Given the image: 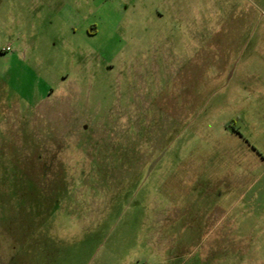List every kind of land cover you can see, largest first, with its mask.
I'll use <instances>...</instances> for the list:
<instances>
[{"label":"rangeland","instance_id":"374dc122","mask_svg":"<svg viewBox=\"0 0 264 264\" xmlns=\"http://www.w3.org/2000/svg\"><path fill=\"white\" fill-rule=\"evenodd\" d=\"M254 131L264 0H0V264H264Z\"/></svg>","mask_w":264,"mask_h":264},{"label":"crops","instance_id":"0c3cea01","mask_svg":"<svg viewBox=\"0 0 264 264\" xmlns=\"http://www.w3.org/2000/svg\"><path fill=\"white\" fill-rule=\"evenodd\" d=\"M260 124V121L258 122ZM254 128L260 125L253 124ZM248 132V131H246ZM254 135H241L243 146V157H239L237 162L231 165V239L237 238L235 233L247 228V224H254L257 237L264 234V189L261 187V175L254 174V170L241 163H262L261 145L259 131H254ZM245 136V137H244ZM249 237L244 236V238Z\"/></svg>","mask_w":264,"mask_h":264}]
</instances>
